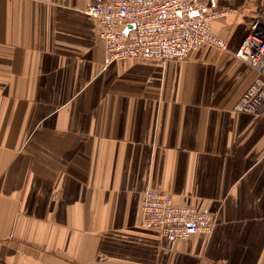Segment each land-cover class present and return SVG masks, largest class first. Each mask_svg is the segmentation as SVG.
<instances>
[{"label": "crops", "instance_id": "crops-1", "mask_svg": "<svg viewBox=\"0 0 264 264\" xmlns=\"http://www.w3.org/2000/svg\"><path fill=\"white\" fill-rule=\"evenodd\" d=\"M211 33L181 61L104 65L94 0H0V264H264L259 73L233 51L264 0H202ZM216 215L164 248L147 190Z\"/></svg>", "mask_w": 264, "mask_h": 264}, {"label": "built area", "instance_id": "built-area-1", "mask_svg": "<svg viewBox=\"0 0 264 264\" xmlns=\"http://www.w3.org/2000/svg\"><path fill=\"white\" fill-rule=\"evenodd\" d=\"M84 13L98 23L104 65L117 61L165 64L181 61L202 47L229 50L209 28L212 15L202 0H94ZM234 57L257 70L259 76L235 105L240 113L264 115V23L255 20L233 51ZM142 224L158 229L164 248L197 233L210 234L216 215L180 207L163 192L147 189L141 201Z\"/></svg>", "mask_w": 264, "mask_h": 264}]
</instances>
